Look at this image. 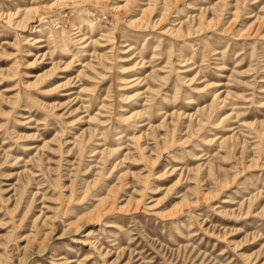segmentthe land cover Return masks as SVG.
<instances>
[{"label": "rangeland", "instance_id": "obj_1", "mask_svg": "<svg viewBox=\"0 0 264 264\" xmlns=\"http://www.w3.org/2000/svg\"><path fill=\"white\" fill-rule=\"evenodd\" d=\"M0 264H264V0H0Z\"/></svg>", "mask_w": 264, "mask_h": 264}]
</instances>
